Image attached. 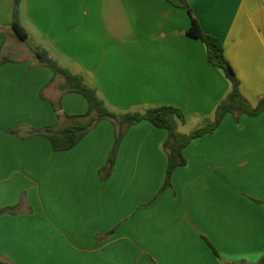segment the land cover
Instances as JSON below:
<instances>
[{"label":"crops","instance_id":"1","mask_svg":"<svg viewBox=\"0 0 264 264\" xmlns=\"http://www.w3.org/2000/svg\"><path fill=\"white\" fill-rule=\"evenodd\" d=\"M218 37L252 105L264 97V0H186ZM0 0V259L11 264H226L264 255V112L227 114L185 149L187 164L160 192L167 130L133 125L111 176L101 179L115 126L100 121L55 151L31 129L88 110L37 56L47 51L84 77L116 113L173 105L198 129L231 91L205 44L186 34L180 0ZM30 45L31 54H24ZM20 53V57L15 55ZM60 105V110L55 108ZM15 129V131H11ZM194 129V130H195ZM219 252L217 256L210 246Z\"/></svg>","mask_w":264,"mask_h":264},{"label":"trees","instance_id":"2","mask_svg":"<svg viewBox=\"0 0 264 264\" xmlns=\"http://www.w3.org/2000/svg\"><path fill=\"white\" fill-rule=\"evenodd\" d=\"M183 6L189 10L192 16V25L186 31V34L192 38L201 40L207 49L209 61L221 69L231 83V91L226 98L219 103L215 110V118L212 122L191 131L190 133L181 132L179 127L185 122L184 111L173 105H162L150 107L143 111L134 110L126 113H116L111 111L105 104V101L98 95L96 89L89 86L84 77L74 74L68 69L62 67L55 59L49 56L47 51L37 52L40 62L48 66L54 73V76H62L61 92L79 93L83 95L88 103V110L79 115L64 114L67 124L60 127L47 126L30 130V135H43L47 137L55 151L70 150L75 147L97 124L102 120H109L115 126V141L108 156L106 164L99 170L101 179L107 180L114 169L119 154L121 142L123 141L129 129L142 121H149L159 128L167 130V138L164 142V150L168 157V165L165 180L160 192L172 187V179L175 170L187 164L185 149L195 139L215 132L221 125L227 114H232L235 121L238 122L243 115L257 117L264 112V97L256 105H252L241 91L240 80L225 55L223 42L216 36L203 31L198 20L194 17L193 10L186 0H180ZM21 0H15L14 21L12 28L20 40L28 38L27 33L19 21V5ZM6 58H0V65L6 62ZM55 108L60 110V105L55 104ZM15 131V129H11ZM11 209H1L0 214ZM215 254L219 257V252L213 247ZM0 264H11L0 259ZM226 264H264V255L257 261L247 263L246 261H227Z\"/></svg>","mask_w":264,"mask_h":264},{"label":"rangeland","instance_id":"3","mask_svg":"<svg viewBox=\"0 0 264 264\" xmlns=\"http://www.w3.org/2000/svg\"><path fill=\"white\" fill-rule=\"evenodd\" d=\"M25 48V51H24V54H26L27 56H29L31 54V48H30V45H27V46H24ZM20 53H18L17 55H15V58L17 57H20ZM60 80H62L64 82V79L62 76L58 75L57 76ZM143 111V110H141ZM196 125H193L190 121L187 123V125L185 126L184 130L186 132H190L191 130H194L196 127Z\"/></svg>","mask_w":264,"mask_h":264}]
</instances>
